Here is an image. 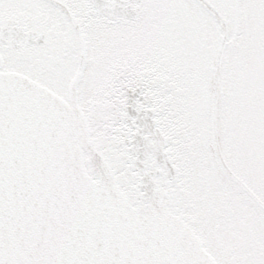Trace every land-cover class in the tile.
Instances as JSON below:
<instances>
[{
  "label": "snow or ice",
  "instance_id": "obj_1",
  "mask_svg": "<svg viewBox=\"0 0 264 264\" xmlns=\"http://www.w3.org/2000/svg\"><path fill=\"white\" fill-rule=\"evenodd\" d=\"M0 264H264V0H0Z\"/></svg>",
  "mask_w": 264,
  "mask_h": 264
}]
</instances>
